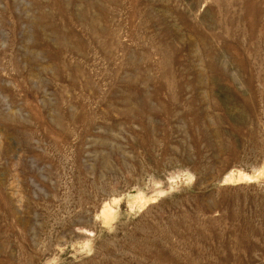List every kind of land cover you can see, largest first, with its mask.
<instances>
[{
	"label": "rangeland",
	"instance_id": "obj_1",
	"mask_svg": "<svg viewBox=\"0 0 264 264\" xmlns=\"http://www.w3.org/2000/svg\"><path fill=\"white\" fill-rule=\"evenodd\" d=\"M0 264H264V0H0Z\"/></svg>",
	"mask_w": 264,
	"mask_h": 264
}]
</instances>
